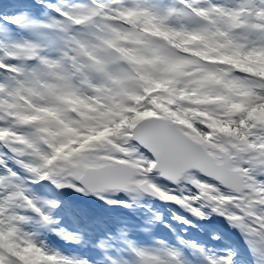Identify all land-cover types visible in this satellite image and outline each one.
I'll use <instances>...</instances> for the list:
<instances>
[{
	"label": "snow or ice",
	"instance_id": "6c2138e0",
	"mask_svg": "<svg viewBox=\"0 0 264 264\" xmlns=\"http://www.w3.org/2000/svg\"><path fill=\"white\" fill-rule=\"evenodd\" d=\"M0 264H264V0H0Z\"/></svg>",
	"mask_w": 264,
	"mask_h": 264
},
{
	"label": "rangeland",
	"instance_id": "374dc122",
	"mask_svg": "<svg viewBox=\"0 0 264 264\" xmlns=\"http://www.w3.org/2000/svg\"><path fill=\"white\" fill-rule=\"evenodd\" d=\"M43 185H47V187L49 189H51V192L48 193V198L59 199L61 201V203H63V204L67 203L68 205H71L73 207L80 206V207H83L84 209H86L87 211L92 212V213H101L102 212L103 214L108 215V216L126 215L130 219L137 220V222H140L143 220V216L140 215L139 212L132 214V213H129L126 210H122V209L105 210V209L101 208L99 202L95 201V198H92V197L81 198L80 194L73 193V192H71V190H67V189L63 190L64 194L61 196L52 185L47 184V182H44ZM33 189H34V191L37 189H39L40 191H43V188L41 186H34ZM141 203L144 206L145 210H151L153 212H158L161 215V217L166 216L169 219H171V216L173 213L179 214L180 211H182L181 209H179L177 206H175L173 204H168V203L163 204L162 202H159V201L149 200L147 197H145V199L143 198ZM170 207L173 210L172 213L168 212L167 208H170ZM62 208H63V206L61 205V208H58L53 213V215L58 213L57 217H54V218H56L58 220V222L61 223V225L66 228L67 231L77 232L74 229H72L73 227H75V225L81 224L84 227V222L82 220L79 223L74 222V220H72L71 217L64 215L62 213V211H61ZM63 218H65L66 221H63ZM217 219L219 220V218H217ZM65 224H66V226H65ZM77 233H79L80 236L82 237V239H81L82 241L80 244H73L71 242L64 241L58 237H55L53 234H52L53 237H52L51 242H48V241H44V242L49 248H52L53 250L60 251L61 253L65 254V255H67L66 252H68V250L70 248L71 249L73 248L74 252L71 254L87 255L88 257H90L92 255V257L94 259H97L98 254H96V252H98V251L91 248L90 246L85 245L83 240L91 239L92 241H95L96 239H98L99 236L102 235V233H96L91 237H89L87 232L81 231V232H77ZM168 234H170V233H168L167 231H164L161 233V235H168ZM192 235L196 236L199 239L205 238L202 234L196 233L194 231L192 232ZM83 237H84V239H83ZM133 238L136 239L137 242H139V243H147L148 242L147 241V235L145 233H134ZM237 239H238V237H237Z\"/></svg>",
	"mask_w": 264,
	"mask_h": 264
},
{
	"label": "bare ground",
	"instance_id": "6f19581e",
	"mask_svg": "<svg viewBox=\"0 0 264 264\" xmlns=\"http://www.w3.org/2000/svg\"><path fill=\"white\" fill-rule=\"evenodd\" d=\"M42 184H44V182H42ZM56 196V195H55ZM61 205L62 206H64V204L63 203H61ZM58 212V211H57ZM55 216V215H54ZM63 222V221H62ZM61 224V223H60ZM76 224V223H75ZM65 226H66V224H65ZM80 235V234H79ZM100 235V234H99ZM83 239H84V237H83ZM82 241V240H81ZM83 241H85V240H83ZM83 243V242H82ZM80 254V253H79Z\"/></svg>",
	"mask_w": 264,
	"mask_h": 264
}]
</instances>
